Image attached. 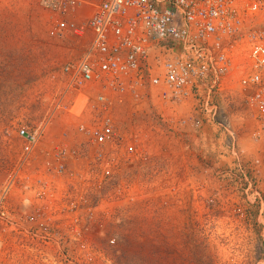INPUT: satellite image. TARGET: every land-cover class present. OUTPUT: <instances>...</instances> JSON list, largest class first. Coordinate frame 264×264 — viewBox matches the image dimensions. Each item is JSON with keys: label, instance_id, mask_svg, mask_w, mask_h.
Here are the masks:
<instances>
[{"label": "built area", "instance_id": "1", "mask_svg": "<svg viewBox=\"0 0 264 264\" xmlns=\"http://www.w3.org/2000/svg\"><path fill=\"white\" fill-rule=\"evenodd\" d=\"M35 1L51 14V40L63 41L69 32L77 38L89 33L90 40L78 61L50 74L51 81L59 75L65 81L50 113L21 121L15 129L20 146L0 159V239L10 233L21 236L20 245L86 248L80 234L99 218L94 193L104 185L124 184L118 177L150 158L147 146L116 129L117 109L128 102L136 110V102L155 101L158 121L172 109L165 120L170 125L177 121L176 103H184L187 117L177 121L180 126L216 127L221 154L234 165L241 154L221 109L225 92L233 99L237 87L264 130V0ZM82 7L93 11L78 23ZM229 81L233 88L226 90ZM74 93L84 95L87 110L74 133L82 140L44 144L49 126L66 112ZM253 164L259 171V162ZM126 189L115 186L100 196L111 200L102 216L114 215L122 200L131 199Z\"/></svg>", "mask_w": 264, "mask_h": 264}, {"label": "rangeland", "instance_id": "2", "mask_svg": "<svg viewBox=\"0 0 264 264\" xmlns=\"http://www.w3.org/2000/svg\"><path fill=\"white\" fill-rule=\"evenodd\" d=\"M48 16L35 0H0V35L30 34L28 42L34 44V37H47ZM25 42L20 39L17 69H0L1 160L10 158L19 145L15 129L21 122L18 117L24 116L19 114L22 102L39 95L37 82L65 61L50 54L51 45ZM27 50L32 64L21 62ZM239 91L234 86V98L242 96ZM221 109L228 115H251L238 100L225 101ZM133 110L129 103L117 109L116 129L147 146L150 158L122 173L118 179L124 184L104 185L102 192L94 193L91 202L99 221L94 218V225L80 234L86 248L68 243L59 248L20 245L21 236L8 233L0 239V264H264V168L254 172L250 152L243 148L236 165L224 154L216 157L208 150L211 129L180 126L177 121L184 115L170 125L168 113L158 121L159 111L148 103L138 116ZM172 125L175 130L169 128ZM234 128L246 132L240 124ZM212 139L222 145L217 135ZM121 185L131 199L122 200L114 215L102 216V209H111L104 195Z\"/></svg>", "mask_w": 264, "mask_h": 264}, {"label": "crops", "instance_id": "3", "mask_svg": "<svg viewBox=\"0 0 264 264\" xmlns=\"http://www.w3.org/2000/svg\"><path fill=\"white\" fill-rule=\"evenodd\" d=\"M31 1V0H28ZM93 9L91 7H82L78 10L77 13V22L78 23H84L88 17L91 15ZM49 18L51 17V14L49 13ZM49 26V24H48ZM25 35V34H24ZM21 35L18 32H9L5 33V35H0V69L3 70V67L5 65L6 68L10 69V71H14L19 66L20 60L19 55L20 48L23 47L22 43H20L21 40H25L26 42L24 45L30 46V42H28L27 36H31L30 34L27 35L25 38L20 37ZM42 42V45L45 44L51 45L52 49L50 48V54L54 57H58L59 59H64L65 61L61 64L53 65L51 70L48 71V73L44 74L43 78L37 82V88H41L39 91V95H32L24 99L22 104H24V110L23 112H19V114H23L24 116L20 115L18 119L20 121H27L28 119H33L35 115L44 114V113H50L53 100L57 97L59 93H61V90L63 89L64 85V77L63 75H59V78L55 81L50 80V74L54 72V69L60 68L61 65L69 62H75L78 61L85 53L86 49L89 46V40H90V34L85 33L83 36L77 38L74 33L69 32L68 36L63 41H54L51 40L48 35L47 37L35 38L34 37V44L36 41ZM45 43V44H44ZM27 57L24 59H21L22 64H32L33 60L32 57H30L31 53L29 51H26ZM9 55L10 58L7 57ZM3 61H5L3 63ZM28 66V65H27ZM231 82L229 81L226 85V90L232 89L233 86L231 85ZM147 88H145L146 90ZM225 99L222 100V103L225 101L228 102H235V101H241L240 98H231L227 95V92L224 94ZM150 100V99H149ZM141 101V100H139ZM188 102V101H187ZM68 103L69 106L66 109V112H63L58 116L57 122L53 123L48 128L47 133V140L44 142H49V145H74L80 140H82V137L76 136L74 133L76 132V128L79 122L81 120H84L85 113L87 112L85 108V99L84 95H79L78 93L71 94L68 97ZM131 106L132 103L128 102ZM150 104L154 108L157 106L155 101H145V102H136L135 108L137 111H134L132 113H135L138 116V112L140 109L145 106V104ZM22 109V108H21ZM134 109V108H133ZM156 110V108H155ZM159 109L156 110V112ZM188 109L187 106L184 103H176V108L173 113L174 116L177 118V116L180 115H186ZM165 112L168 113V115L172 114V109L166 110ZM18 114V113H17ZM228 114V113H227ZM250 115V113H249ZM229 120L231 123L234 124V127L237 124H240L242 127L241 130H246L245 134L238 133V130L233 127V130L236 132L237 136V149L238 152L240 151H249L250 154H248V157L252 161H258L260 166L259 168H264V130L263 126L258 125L255 122L254 117H246V116H240L238 114H229L228 115ZM253 118V120H252ZM61 119V120H60ZM138 119V118H136ZM158 120V119H157ZM256 123V124H255ZM179 127V126H178ZM170 129L174 128L172 125L169 127ZM209 128L208 131L211 129V137L209 141H211L212 144H210L209 152H214L215 156L217 157L218 154L219 157H221V153H224V147L223 144L221 145L220 140L212 139L213 136L217 135L219 138H222L221 133L217 132L216 127L212 126H206L205 129ZM204 129V128H203ZM204 129V130H205ZM175 130V128L173 129ZM66 132L67 136H64L63 133ZM73 132V133H72ZM203 132V130H202ZM255 132L260 133L259 137L255 135ZM73 135L77 137V139L73 138ZM213 140L215 143H213ZM18 141H20L18 139ZM20 144V143H19ZM20 145H18L19 147ZM208 147V145H207ZM17 151V150H16ZM19 151V150H18ZM213 154V155H214ZM253 154V155H251ZM253 156V157H251ZM247 158V157H246ZM263 164V165H262Z\"/></svg>", "mask_w": 264, "mask_h": 264}]
</instances>
